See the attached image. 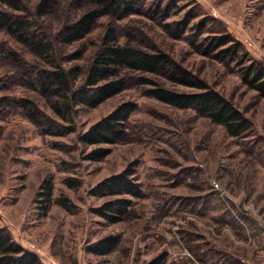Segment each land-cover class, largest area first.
I'll return each mask as SVG.
<instances>
[{
	"label": "rangeland",
	"instance_id": "rangeland-1",
	"mask_svg": "<svg viewBox=\"0 0 264 264\" xmlns=\"http://www.w3.org/2000/svg\"><path fill=\"white\" fill-rule=\"evenodd\" d=\"M38 1L24 4L32 10ZM58 1L59 7L41 20L53 41L49 60L0 29V229L49 264H147L163 255L165 264H264V97L244 85L234 64L197 48L203 39L230 34L264 63V0H147V9L164 15L104 17L85 40L71 46L54 40L55 34L83 9L74 0ZM191 16L180 38L164 27ZM197 24L202 29L193 27ZM110 25L118 28L122 43L129 39L165 51L217 90L249 119L250 132L231 137L192 109L145 96L134 80L98 108L73 106L60 114L57 97L42 95L23 78L24 67L52 70L53 63L85 69ZM22 100L33 102L62 132H74L44 134L20 107ZM128 101L138 109L127 137L110 146L106 159L86 160L92 148L79 136ZM130 166L144 195L133 199L129 214L114 224L95 213L109 198L92 191ZM47 185L53 188L51 202L44 195ZM108 237L118 241L112 253L90 251Z\"/></svg>",
	"mask_w": 264,
	"mask_h": 264
},
{
	"label": "trees",
	"instance_id": "trees-1",
	"mask_svg": "<svg viewBox=\"0 0 264 264\" xmlns=\"http://www.w3.org/2000/svg\"><path fill=\"white\" fill-rule=\"evenodd\" d=\"M147 0H74V5L83 9L74 18L66 19L54 40L67 46L85 40L100 19L110 17L122 21L132 16H147L156 19L164 12H151ZM180 1V0H177ZM0 29L18 44L42 58L53 56V41L41 26V20L59 7L58 0H39L31 10L24 0H0ZM156 15H158L156 17ZM190 19L165 24V29L175 38H180L189 29ZM195 29H202L197 24ZM202 31V30H200ZM206 56L226 65L234 64L244 85L264 97V63L250 56L243 45L230 34L203 39L197 46ZM13 55V54H12ZM52 70L23 69V78L34 90L46 97H57L55 110H70L73 106L98 108L108 100L124 92L134 80L144 88V95L180 109H192L213 123L224 127L231 137L241 138L251 130V123L235 105L217 90L198 78L167 52L158 48L146 49L132 40L122 43L116 26L106 28L99 49L85 69L77 66L68 70L55 66ZM22 68V67H21ZM170 86H167V85ZM189 89V92L177 90ZM58 103L62 106H57ZM27 117L47 135L73 133L59 130L60 125L47 118L33 102H20ZM138 109L136 103L119 104L106 116L91 125L79 136L85 147L92 149L86 160L100 162L111 154L110 146L122 142L128 134L130 118ZM48 128V129H47ZM55 132H54V131ZM53 188L46 186V201L51 202ZM93 195L108 197L95 213L111 223L122 222L133 207V199L143 197L141 184L130 166L96 185ZM118 241L112 237L93 245L90 251L105 256L112 253ZM165 256H159L147 264H165ZM37 254L17 244L11 234L0 229V264H42Z\"/></svg>",
	"mask_w": 264,
	"mask_h": 264
},
{
	"label": "built area",
	"instance_id": "built-area-1",
	"mask_svg": "<svg viewBox=\"0 0 264 264\" xmlns=\"http://www.w3.org/2000/svg\"><path fill=\"white\" fill-rule=\"evenodd\" d=\"M43 255V254H42ZM40 259H41V262L43 263V264H49V262L46 260V259H42L41 257H40Z\"/></svg>",
	"mask_w": 264,
	"mask_h": 264
}]
</instances>
